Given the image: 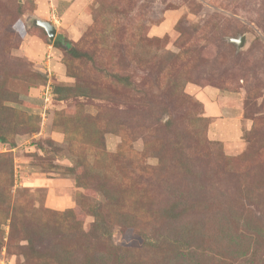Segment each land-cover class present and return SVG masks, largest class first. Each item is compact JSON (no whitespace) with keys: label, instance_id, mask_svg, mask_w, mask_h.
<instances>
[{"label":"rangeland","instance_id":"obj_1","mask_svg":"<svg viewBox=\"0 0 264 264\" xmlns=\"http://www.w3.org/2000/svg\"><path fill=\"white\" fill-rule=\"evenodd\" d=\"M0 100V264H264V0H0Z\"/></svg>","mask_w":264,"mask_h":264},{"label":"trees","instance_id":"obj_2","mask_svg":"<svg viewBox=\"0 0 264 264\" xmlns=\"http://www.w3.org/2000/svg\"><path fill=\"white\" fill-rule=\"evenodd\" d=\"M57 43H64L65 46L67 47L68 51L75 57V58H81L83 57V53L81 52V50L75 45L73 44L72 42H69V41H66L65 38L63 36H59L57 38ZM68 64V63H67ZM0 104H1V100H0ZM2 126L0 125V142L2 143H6L7 142V138H6V132L4 131L3 128H1ZM2 157V160H5L6 157V154H1L0 155ZM1 160H0V167H1ZM98 207H96V205L94 206V208L92 209V212L95 214V217H96V221L98 222V227H101V224L100 222L103 224V219H102V214L98 212ZM174 209V208H173ZM176 214H178L176 212ZM100 221H99V219ZM62 254V253H60Z\"/></svg>","mask_w":264,"mask_h":264},{"label":"water","instance_id":"obj_3","mask_svg":"<svg viewBox=\"0 0 264 264\" xmlns=\"http://www.w3.org/2000/svg\"><path fill=\"white\" fill-rule=\"evenodd\" d=\"M35 21H36V23L38 25H40L42 27H45L47 32H48V34H49V36H50V38L53 39V37L55 35V32H56L55 26L51 22H49L47 20L36 19ZM232 40L234 42H236L239 45V47H241L245 43L246 38L243 35V36H240L239 38H235V39H232Z\"/></svg>","mask_w":264,"mask_h":264}]
</instances>
